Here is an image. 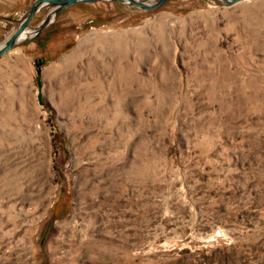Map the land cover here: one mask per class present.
I'll use <instances>...</instances> for the list:
<instances>
[{"label": "rangeland", "instance_id": "obj_1", "mask_svg": "<svg viewBox=\"0 0 264 264\" xmlns=\"http://www.w3.org/2000/svg\"><path fill=\"white\" fill-rule=\"evenodd\" d=\"M0 264H264V0L77 3L0 56Z\"/></svg>", "mask_w": 264, "mask_h": 264}, {"label": "water", "instance_id": "obj_2", "mask_svg": "<svg viewBox=\"0 0 264 264\" xmlns=\"http://www.w3.org/2000/svg\"><path fill=\"white\" fill-rule=\"evenodd\" d=\"M103 0H34L30 5L27 12L24 16L19 19L18 26L11 33L6 40L0 44V56H2L5 52L15 46L17 43L24 41L28 38L39 33L42 29L48 26L50 23L54 21L59 13H61L66 7L77 4V3H95ZM112 2H120L123 4H127L130 6H135L141 8L143 10H153L156 9L163 4H165L168 0H107ZM222 3L226 6L234 5L243 0H221ZM43 6H50L51 11L46 15V17L41 21V23L34 28L31 34L25 35L21 37V33L28 28L29 22L32 20L33 16L37 13L39 9Z\"/></svg>", "mask_w": 264, "mask_h": 264}, {"label": "bare ground", "instance_id": "obj_3", "mask_svg": "<svg viewBox=\"0 0 264 264\" xmlns=\"http://www.w3.org/2000/svg\"><path fill=\"white\" fill-rule=\"evenodd\" d=\"M51 10H52V9H50V11H51ZM50 11H49V12H50ZM26 31H27V29H25V30L21 33V37H23V36L26 35ZM31 33H32V32H31ZM31 33H29V34H31ZM29 34H28V35H29Z\"/></svg>", "mask_w": 264, "mask_h": 264}]
</instances>
